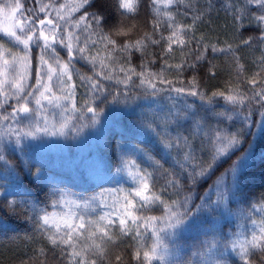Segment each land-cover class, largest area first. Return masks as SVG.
<instances>
[{
	"label": "snow or ice",
	"instance_id": "6c2138e0",
	"mask_svg": "<svg viewBox=\"0 0 264 264\" xmlns=\"http://www.w3.org/2000/svg\"><path fill=\"white\" fill-rule=\"evenodd\" d=\"M33 2L25 8L22 0H0L7 20L0 27V162L5 172L15 173L6 149L23 154L33 141L69 131L79 135L99 122L102 105H131L162 92L170 101L171 93L195 99L136 116L139 142L121 147L117 168L132 187L69 198L46 175L43 161L24 162L35 181V200L30 193L23 201L8 199L20 194L18 185L0 183L10 214L30 222L34 234L46 241L21 264H125L126 238L134 241L128 247L138 264H229L230 254L241 264H264V193L256 197L248 188L256 141L264 135V0H221L218 9L214 0L203 6L198 0ZM142 6L149 12L145 23L138 19ZM221 10L230 17L236 39L221 45L198 37L199 25ZM242 48L259 51L251 75L239 54ZM137 54L138 65L133 63ZM218 54L231 58L233 80L225 90L205 91L196 76L168 79L172 71L182 76L204 61L214 77L216 65L209 57ZM158 60L162 66L154 71L151 65ZM79 61L90 71L78 68ZM80 88L84 94L78 99ZM218 97L227 105L222 110H217ZM237 122L240 126L230 130ZM93 178L107 180L103 173ZM157 209L159 215L150 214ZM233 220L237 230L224 233ZM186 233L208 237L191 246L190 256L180 254Z\"/></svg>",
	"mask_w": 264,
	"mask_h": 264
},
{
	"label": "trees",
	"instance_id": "16d2710c",
	"mask_svg": "<svg viewBox=\"0 0 264 264\" xmlns=\"http://www.w3.org/2000/svg\"><path fill=\"white\" fill-rule=\"evenodd\" d=\"M22 2H24L25 8L34 6L33 0H22ZM220 2L221 0H214L217 9L220 6ZM146 3L147 0H145V5ZM198 3L203 6L206 4V0H198ZM148 17L149 12L146 6H142L138 19L141 23H145ZM185 22L190 23L191 16L187 17ZM196 35L198 37L203 35L212 43L219 42L221 45L226 41L231 43L236 39L231 19L223 10L219 11L218 14L216 11H213L210 14V18L199 25ZM245 35H248V33H245ZM153 50L159 51L156 48ZM32 54L33 67H35V58L37 56L35 48ZM61 54L64 55L63 52ZM239 54L246 65L247 74L251 75L256 71L252 60L259 55V51L242 48ZM209 59L216 65L214 69L216 75L214 77L208 73V62L204 61L198 65L196 70H185L182 76H178L175 71H172L168 75V79L187 81L196 76L205 91H223L228 83L233 80V73L230 67L231 58L226 59L224 55L218 54L215 58L210 56ZM176 62H179V60ZM133 63L137 65L140 63L139 54L134 58ZM161 66L162 61L160 60L155 65H151L154 71H158ZM77 67L82 71H90L83 61H79ZM113 87L122 89L123 86L113 85ZM133 91L140 92L141 89H134ZM83 94L84 89H78V99ZM170 95L172 97L171 101L168 99L169 93L162 92L158 97L140 99L131 105L105 104L102 105L104 111L99 117V122L94 127L84 128L79 135L69 131L67 136H57L54 139L45 137L42 141H33L31 142L33 147L27 149L23 154L19 151L6 149V159L14 165L15 173L10 171L5 172L2 166L3 162H0V183L6 186L8 182L17 184L18 192L20 193L15 197L9 196L8 199L23 201L25 193H30L32 199H36L33 188L35 181H32L27 176L24 166L25 161L33 163L43 161L46 175L52 177L53 182L62 188L69 198H76L75 194L77 193L90 196L104 189L132 187L131 180L125 173L117 174V168L120 166L121 147L139 142L140 130L136 128L135 120L141 110L150 111L153 108H159L161 105L165 107L170 106L173 101L180 104L184 100L192 102L195 99L193 97L181 98L176 93H171ZM196 103H199V101H196ZM224 107H227L225 101L218 97L217 110H222ZM87 115L90 116L91 114ZM256 118L255 116L253 117L254 120ZM212 123H215V121L213 120ZM239 126V122H237L230 130H235ZM129 130H132L136 135H132ZM248 139L251 140V137L249 136ZM261 153H264V135H261L256 141L255 167L250 169L248 174L250 194L256 197L264 193V159L261 158ZM170 164L171 161L166 163L165 167H169ZM97 173H103L107 177V180L94 179L93 175ZM16 175L19 176V181L16 180ZM207 183H211V181ZM43 186L48 190L47 185ZM206 187L207 184H204L200 187L199 191L202 193ZM40 199H43V194H41ZM5 203L6 201L0 197V264H21V261H26L30 257L34 258L36 250L44 247L46 241H43L38 233L34 234L30 222H26L23 218H17V216L10 214L4 206ZM47 203V201L40 203L39 207H45ZM231 207L236 209L238 205L232 204ZM48 211H53V209L48 207ZM99 211L101 209H97V212ZM150 214L159 215L160 210L157 209ZM236 230V221L233 220L231 227L225 228L224 233L230 234ZM28 237L34 238L28 239ZM206 238L208 237H204L200 233H186L181 240L183 248L180 254L182 256L185 254L190 256L192 251H195L191 246L197 244L199 240ZM132 244H134V241L126 238L123 248L125 264H138L133 259L134 249L128 247V245ZM115 254L112 253L113 260ZM153 264H158V262H153ZM229 264H241V262L234 255L230 254Z\"/></svg>",
	"mask_w": 264,
	"mask_h": 264
},
{
	"label": "rangeland",
	"instance_id": "374dc122",
	"mask_svg": "<svg viewBox=\"0 0 264 264\" xmlns=\"http://www.w3.org/2000/svg\"><path fill=\"white\" fill-rule=\"evenodd\" d=\"M7 23V20L5 18V14L4 13H0V27L5 26ZM2 35V33H0ZM57 137V136H56ZM48 139H54L55 137H46Z\"/></svg>",
	"mask_w": 264,
	"mask_h": 264
}]
</instances>
